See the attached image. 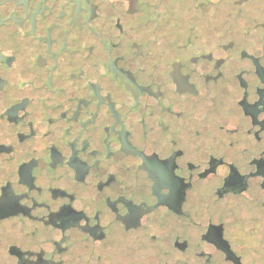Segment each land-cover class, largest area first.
I'll return each instance as SVG.
<instances>
[{"label":"flooded vegetation","instance_id":"af4514ba","mask_svg":"<svg viewBox=\"0 0 264 264\" xmlns=\"http://www.w3.org/2000/svg\"><path fill=\"white\" fill-rule=\"evenodd\" d=\"M0 264H264V0H0Z\"/></svg>","mask_w":264,"mask_h":264}]
</instances>
